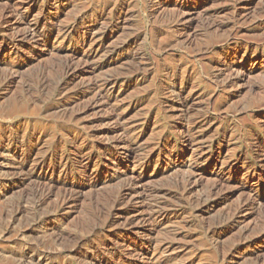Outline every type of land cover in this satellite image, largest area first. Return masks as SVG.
Masks as SVG:
<instances>
[{
    "label": "bare ground",
    "instance_id": "1",
    "mask_svg": "<svg viewBox=\"0 0 264 264\" xmlns=\"http://www.w3.org/2000/svg\"><path fill=\"white\" fill-rule=\"evenodd\" d=\"M89 1H91L89 5L83 2V7L76 11L75 8L79 5L77 0H47L37 7L38 11L34 15L33 11H29V7L24 9L17 4H10L6 7V10L2 12V17L9 24L5 26L0 19V44L11 43L13 45L11 58L15 61L8 66L7 76H4L7 83L12 86L18 84L21 79V66L28 64L33 59L41 60L48 51L55 48L52 46L53 44L51 49L49 48L52 38L50 31L54 28H57L55 38L60 37L63 42L75 43L78 49L84 50L85 47H88L87 50L91 52L89 56L95 60L102 47V43H98L96 31H94L98 25L95 17H103L106 8L120 0ZM31 2L34 6L38 3L37 0H31ZM116 3L114 5L118 9L115 14H121L127 10L126 3ZM47 4L53 8L51 14L42 12ZM161 6H163L161 3H151L152 14L155 15ZM177 11L186 13L181 6ZM64 19L69 24L72 23V28L69 25L61 24ZM104 23L106 28L112 24L110 21ZM209 26L211 28L218 27L215 24ZM115 28H119V25H115ZM123 47H115L108 51L106 56H112L117 51L122 53ZM34 49L41 50L37 58L33 55ZM248 55L249 52H245L243 59ZM71 56L73 57L74 54L67 55L68 59L64 61L62 78L57 82L55 89L52 88L54 93L51 95V103H46L43 106L47 95L42 99L40 96L35 97L30 93V95H23L21 98L13 97L12 100L8 99L6 105H0V149H4L8 145L7 154L5 155L4 152V155L1 153L0 156H12L8 159L19 157L22 167L32 161L29 165L30 168L24 170L25 173L22 172L24 174L22 180L26 184L27 182L33 184L32 194L26 192V197L31 195L32 199L27 197L28 200H33V203L29 205L33 204L32 209L34 208L37 213H40L38 218L34 220L32 218L33 223L31 225L29 223L30 226L19 235L22 239L17 237V242L20 243L19 246L22 249L20 258L17 257L20 260L18 262L20 264H54L55 260L65 254L66 258L73 261L71 264H195L197 258H202V253L198 248L194 249L193 244L195 239L201 235L195 233L196 222L182 217V213L186 209L194 208V211L200 212L201 221L199 224L206 227L205 240L214 242L213 251L203 252V256H207V262L204 264H226L231 258L245 256V251L254 243L255 236L258 235V232L253 234L252 232L255 230L250 227L240 232L239 236L233 240L232 245L223 253L221 259L213 257L214 251L223 241V232L235 229L239 224L240 214L252 209L262 200L259 194H252L251 201L242 203L236 212L223 213L219 221L212 222V219L208 217L212 205L206 206L205 209H199L198 206L206 203L219 186L221 188L224 183L221 178H218L208 191L198 197L194 196L192 192L200 184L202 173L196 171H192L181 180H176V186L180 187L178 199L172 197L169 191L163 187L146 189L145 184L148 179L169 172L180 159L176 157L175 161L164 163L179 150L177 142L171 143L175 138L170 139L165 129H161L158 136H154L147 142L144 141L146 133L141 129V125L143 127L147 123V117L152 112L162 110L158 107L156 98L152 101L146 117L141 119V123L126 127L127 112L119 104L120 97L117 94V88L120 82L128 83L131 77H136L137 80L148 83L147 86L151 93L155 92L161 97L168 88L161 89L156 85V78L161 73L159 68L146 66V68L138 67L129 71L117 69L101 77L87 78L84 74L101 70L110 64L95 63L92 65L93 60L88 59V61L86 60L87 66L78 70V66L71 62ZM238 56L239 53L236 51L230 55L232 59ZM239 73H244V70L239 69ZM167 76L173 78L174 74L169 73ZM216 81L217 85L222 87L233 80L228 77L217 78ZM169 88L168 91L172 92L169 97L175 92L181 96L178 106L187 104L186 97L182 98L183 93L187 90V85L179 86L178 90L176 87ZM48 97L51 98L50 95ZM171 106L175 107L176 103ZM90 111H95L94 123H96V127L101 124L108 126L114 123L110 131H119V134L114 136L113 142L102 144L103 146L98 145L93 142V138L100 130L93 133L84 131L87 122H80V118ZM179 122V124L176 123V128L179 130L178 135L193 139L192 131L195 122H192L189 116H184ZM172 132L174 133V131ZM260 133V130L250 132L247 137L256 136L258 138ZM21 136H23L22 146H20L22 151L18 153L13 145L19 143ZM26 137H29L28 141ZM258 147L264 156L262 140ZM96 150L99 154L94 156ZM217 150L220 155L222 147L218 146ZM73 158L75 159L73 160ZM208 159H210L209 156L205 160ZM2 161L0 162V186L5 183L3 175L7 173L3 166H7L9 163L6 162L3 165L4 160L2 159ZM203 163L206 165V161ZM123 164L130 167L122 170L120 168ZM226 165L224 160L215 161L212 163V168L224 170L227 169ZM9 167L11 166L9 165ZM90 171L91 173H89ZM10 174L12 175V173ZM262 174L263 172L259 173V175ZM98 176H104L105 179L119 178L124 181L117 190L109 211L107 210V217L105 216L106 218L99 223H97L98 221H94L95 223L89 221L82 224L80 221V224L76 220L75 224L69 225L67 223L68 210L83 200L82 195L85 191L86 193L89 190L93 191L94 187L98 186L100 182ZM186 184H192V187L188 188ZM161 195H164V199L158 198ZM26 200L20 212L29 211L30 207L27 205L28 203L26 204ZM89 200L92 201L90 197ZM88 201H86L87 204H84L88 205ZM177 207L179 210L175 211ZM83 212L81 216H83ZM26 214L28 215V213ZM33 214L35 215V213ZM86 214L84 215L86 216ZM87 215L90 216V214ZM81 218L82 221L87 219ZM262 220V230L264 231V216ZM12 226L13 224H11ZM15 226L17 225L15 224ZM11 227L8 225L7 230L3 234L1 233L2 235L0 234V250L6 244L11 248V244L7 243L11 240L8 236L12 232H10ZM79 228L82 232L78 231ZM12 229L14 230V228ZM191 230L193 233L190 232ZM16 233L13 237L17 236ZM69 241H73L71 246L68 245L70 247L66 246ZM19 246L17 244L18 248H20ZM10 250L12 255L14 250L12 248ZM184 256H186V260L190 259L189 262H186ZM6 259L8 260V257Z\"/></svg>",
    "mask_w": 264,
    "mask_h": 264
},
{
    "label": "rangeland",
    "instance_id": "2",
    "mask_svg": "<svg viewBox=\"0 0 264 264\" xmlns=\"http://www.w3.org/2000/svg\"><path fill=\"white\" fill-rule=\"evenodd\" d=\"M45 1L47 0H37L38 6H34L31 0H0L1 22L5 26L9 24L4 21L2 12L10 4L20 5L24 9L29 7V11H33L32 14L34 15L38 11L37 7ZM77 1L79 5L75 8L76 11L83 7V2L88 3L87 5L91 3L89 0ZM153 2L163 5L158 8L155 15L152 14L151 9V3ZM114 3L106 8L103 17H95L98 25L94 31L98 35V43H102L95 60L89 56L91 52L87 50L88 47H85L84 50L78 49L75 43L70 44L67 41L63 42L60 37L55 38L57 28H54L50 31L52 38L49 48L51 49L52 44L55 48L48 51L41 60L33 59L28 64L21 66V79L18 84L12 86L7 83L5 77L7 76L8 66L15 62L11 58L13 45L11 43L0 44V105H6L13 97L21 98L23 95H30V93L35 97L40 96L42 99L47 95L42 104L43 106L46 103H51V95L54 93L57 82L62 78L64 61L68 59L69 56L67 57V55L69 53L74 54L73 57H70V60L78 66V70L87 66L86 60L88 61V59L93 60L92 65L95 63L110 64L101 70L84 74L87 78L101 77L117 69L129 71L138 67L146 68V66L148 68L153 66L159 68L161 73L156 78V85L161 89L168 88L165 90V94L162 93L161 97L155 92L151 93L147 86L148 83L137 80L136 77H131L128 83L123 82L122 84L120 82L117 88V94L120 97L119 104L127 112L126 127L141 123V119L146 117L145 115L151 107L152 101L156 98L159 104L158 107L162 110L152 112L147 117V123L143 127L141 125V129L146 133L144 141L147 142L154 136H158L159 131L165 129L170 139L175 138L171 143L177 142L179 150L164 163L175 161L176 157L180 159L169 172L148 179L145 184L146 189L163 187L169 191L172 197L178 199L180 187L176 186V180H181L192 171H196L202 173L200 184L192 192L194 196L198 197L208 191L218 178H221L224 181L221 188L219 186L218 190L206 203L198 206L199 209H205L206 206L212 205L208 214L212 222L219 221L223 213L236 212L242 203L251 201L252 194H259L262 200L252 209L246 210L244 213L246 215L240 214V221L235 229L223 232V241L214 251L213 257L221 259L223 253L232 245L233 240L239 236L240 232L250 227L255 230L252 232L253 234L258 232L254 243L245 251V256L231 258L226 264H264V231L262 230L264 216V156L258 147L260 140L264 144V124H262L264 122V0H120L116 4L126 3L128 5L127 10L121 14H115L118 8ZM180 6L184 8L186 13L177 11ZM52 11L53 8H50L49 4L45 5L42 10L45 14H51ZM109 21L112 24L109 28H106L104 22ZM61 24L69 25L70 28L73 26L65 19ZM117 24L119 28H115ZM210 24H215L218 27L211 28ZM117 46H124L122 53L117 51L112 56H106L108 51ZM234 51L238 52L239 56L232 59L230 55ZM245 52H249V55L243 59ZM40 53L41 50L34 49L33 51L35 58ZM239 69H243L244 73L238 74ZM169 73L174 74V77L168 78L167 74ZM228 77L233 80L228 85L222 87L217 85V78L224 79ZM181 85H187V90L182 97H186L187 104L178 106L181 96L175 92L169 97L172 92L168 90L169 87H176L178 90ZM48 90H51V92ZM40 91L42 94L45 93L43 97ZM37 93L38 95H36ZM173 103H176L175 107L171 106ZM94 113L95 111H90L81 116L80 122H87L84 131L93 133L100 130L93 138V142L98 145L113 142L119 134V131H110L114 123L108 126L101 124L96 127ZM184 116H189L192 122H195L192 131L193 139L178 135L179 130L176 128V123L179 124ZM137 129H140V127H137ZM257 130L261 131L258 138L256 136L247 137L248 133ZM21 137L19 143H17L18 145H13L18 153L22 151L20 146H22L23 136ZM26 138L28 141L29 137ZM7 146L0 149V155L1 153L2 155L7 154ZM218 146L222 147L220 155L217 150ZM251 148L252 151H250ZM94 152V156L99 154L97 150ZM208 156L210 159L205 160ZM8 158H12V156H0V162H3L2 159L4 160L3 165L6 162L10 163L3 166L7 173L3 175L5 183L3 182L4 184L0 186V208L3 212L0 213V234L7 230L8 225L11 227V224H13L10 229L13 234L8 235L11 240L9 239L10 242L7 243L11 244L14 253H12V256L9 245H4L5 247L0 250V252H3L0 253L3 254L0 255V264H20L17 257L20 258L22 249L19 246L20 243L17 242V237L20 238L19 235L33 223L34 219L38 218L37 216L40 213H37L34 208L32 209L33 204L29 205L33 203L31 195H27L31 198L30 200L26 197V194H30L31 190L33 192V188H31L34 187L33 184L27 182V186L26 182L22 180L24 170L30 168L29 165L32 161L22 167L19 157ZM161 158L163 159V156ZM223 160L228 165H226L227 169L212 168L213 162ZM205 161L206 165L203 163ZM129 167L123 164L120 169L125 170ZM260 172H263V174L259 175ZM97 178L100 182L98 186L94 187L95 190H89L87 193L85 191L84 194L86 195L83 194V200L81 199L84 202L80 201L81 204L78 203L74 208L68 210L67 223L69 225L75 224L74 221L76 220L79 223L81 221L82 224L89 221L91 223L98 221L97 223H99L107 217L106 214L111 204H113V198L124 181L119 178L105 179L104 176H98ZM186 186L191 188L192 184H186ZM114 191L115 193H113ZM89 197L92 201L89 200ZM158 198L164 199V195ZM25 200L31 208H29V211L32 210V215H29L28 209L27 212H20L23 209ZM86 201H88V205H86ZM178 210L179 207L175 208V211ZM194 210L195 208L186 209L182 213V217L196 222L195 233L200 234L201 237L195 239L193 248L201 250L202 258H197L195 264H204L207 262V256H203V252L213 251L214 242L205 240L206 227L199 224L201 221L200 212ZM78 211L80 212L78 213ZM81 211H85L84 214H90L93 219L87 214L81 216ZM81 217L90 219H83V221L85 220L83 222ZM78 231L82 232L81 228ZM190 232L193 233V230ZM15 233L16 238L13 237ZM27 238L29 239V237ZM17 244L20 248L17 247ZM72 244L73 241H69L66 246ZM5 256L8 257V260L10 258L11 262ZM185 257L183 258L186 260ZM189 260H186V262H189ZM72 262L63 254V257L61 256L54 261V264H71Z\"/></svg>",
    "mask_w": 264,
    "mask_h": 264
}]
</instances>
